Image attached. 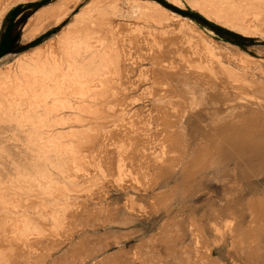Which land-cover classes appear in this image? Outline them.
<instances>
[{"label": "rangeland", "instance_id": "rangeland-1", "mask_svg": "<svg viewBox=\"0 0 264 264\" xmlns=\"http://www.w3.org/2000/svg\"><path fill=\"white\" fill-rule=\"evenodd\" d=\"M0 87V264H264V0H0Z\"/></svg>", "mask_w": 264, "mask_h": 264}, {"label": "bare ground", "instance_id": "bare-ground-1", "mask_svg": "<svg viewBox=\"0 0 264 264\" xmlns=\"http://www.w3.org/2000/svg\"><path fill=\"white\" fill-rule=\"evenodd\" d=\"M63 1V0H62ZM104 2V1H103ZM59 4V3H58ZM107 4V3H106ZM150 4L153 6V7H155L156 9H158L157 11H161V13L160 14H162V12L163 13H165V14H167V15H169L170 17H173V18H178V16H175V14L174 13H172V12H170V11H168L167 9H165V8H163L161 5H159L158 3H156V2H150ZM100 5V4H99ZM131 5V4H130ZM58 5H56V6H54V7H57ZM62 6V5H61ZM60 6V7H61ZM52 7V6H51ZM50 7V8H51ZM131 7V6H130ZM134 7H136V6H134ZM143 7H144V5H143ZM141 8V7H140ZM101 9V8H100ZM44 11H46L45 10V8L43 9V12ZM54 11V10H53ZM57 11V10H56ZM51 12H52V10H51ZM63 12V11H62ZM40 13V12H39ZM44 14H45V12H44ZM151 14V13H150ZM157 14V13H156ZM46 15V14H45ZM48 15V14H47ZM64 15V14H63ZM154 16V15H153ZM162 16V15H161ZM38 17V16H37ZM44 17V16H43ZM48 17V16H47ZM164 17H166V16H164ZM160 18V17H159ZM172 18V19H173ZM80 19V18H79ZM166 19V18H165ZM179 19V18H178ZM163 20V19H162ZM183 20V19H182ZM106 21V20H105ZM150 21V20H149ZM185 21H187V20H185ZM189 23V22H188ZM95 24V23H94ZM170 24V23H169ZM167 25V24H166ZM183 25V24H182ZM186 25V24H185ZM184 26V25H183ZM186 26H188V25H186ZM89 27V26H88ZM114 27V26H113ZM165 27V26H164ZM90 28V27H89ZM106 28V27H105ZM167 28V27H166ZM179 28V27H178ZM114 29V28H113ZM165 29V28H164ZM170 29V28H169ZM187 29V28H186ZM174 30V29H173ZM101 31V30H100ZM114 31V30H113ZM112 31V32H113ZM181 31V30H180ZM184 31V30H183ZM109 32H111V31H109ZM118 32V31H117ZM188 31L186 30V33H187ZM83 33V32H82ZM113 33H115V32H113ZM175 33V32H174ZM189 33V32H188ZM208 33V32H207ZM27 35V34H26ZM177 35V34H176ZM176 35H174L177 39H174L173 40V36L171 37L172 38V40L169 42V43H167V41L166 40H164V39H162L161 37H158V38H160V42H158L159 43V46L161 45L162 47L163 46H165V47H169V46H172L174 49H173V51L174 52H176L177 53V51L178 52H180V51H182L183 53L182 54H187L188 56L187 57H189L190 59L188 60V63H191V61H194V60H196L197 62H201V63H205L206 65L209 63V62H211L213 59H212V57H209V56H211V54H212V50H211V48L209 49V47H208V49L210 50V52L208 51H205V50H202L201 48H199V47H197L196 45L194 46V44H191L190 42H189V40L187 41V43H183L182 41H184L183 39H181V38H178ZM184 35V34H183ZM187 35V34H186ZM212 35V34H211ZM88 36V35H87ZM160 36V35H159ZM163 36V35H162ZM171 36V35H170ZM181 36H182V34H181ZM24 37V36H23ZM28 38V36L26 37V39ZM109 38H110V36H109ZM157 38V39H158ZM167 38H169V35H168V37ZM29 39V38H28ZM170 39V38H169ZM168 39V40H169ZM110 40V39H109ZM116 40V39H115ZM155 40V39H154ZM154 40L152 41V42H154ZM204 40V39H203ZM30 41V40H29ZM113 41V40H112ZM111 41V42H112ZM149 42V41H148ZM151 42V41H150ZM151 42V43H152ZM155 44H156V42H154ZM93 44V43H92ZM154 44V45H155ZM166 44H168V45H166ZM199 44V43H198ZM157 45V44H156ZM182 45V46H181ZM141 46V45H140ZM207 47V46H206ZM90 48H91V46H90ZM93 48V47H92ZM148 48V47H147ZM158 48V47H157ZM88 49V48H87ZM97 49V48H96ZM160 51V53L159 54H163V49L162 48H158ZM204 49H206V48H204ZM35 52V51H34ZM55 52V51H54ZM157 52L158 51H156V55H158L157 54ZM105 53V52H104ZM176 53H174V54H176ZM214 53V52H213ZM216 53V52H215ZM85 54H87V52L85 53ZM107 54V53H106ZM35 55V54H34ZM164 55V54H163ZM214 55V54H213ZM54 55H52V57H53ZM59 56V55H58ZM93 56V58L95 57V56H97L98 57V54H96V55H92ZM161 56V55H160ZM46 57V56H45ZM57 57V56H56ZM56 57H54V58H56ZM163 57V56H162ZM27 58V59H26ZM25 59L26 60H28V58L29 57H26ZM33 58V57H32ZM42 58V57H41ZM47 58H49V57H47ZM46 58V60H45V65H49V67H50V71H51V73H56V71H58L59 69H60V67H61V64L59 63V59L58 58H56V59H58V60H56V59H53V58H51V59H47ZM155 58H156V56H155ZM36 59V58H35ZM34 58L33 59H31V58H29V61L26 63V65H24V67L26 66H35L36 65V63H37V59L35 60ZM43 59H45L44 58V56H43V58L41 59V61L43 60ZM94 59H96V57L94 58ZM157 60L156 61H159L158 59H159V57H157L156 58ZM216 60V59H215ZM106 61V60H105ZM84 62V61H83ZM88 62V61H87ZM123 62V60H121L120 58L118 59V65H119V68H120V66H121V63ZM214 62V61H213ZM218 62V61H217ZM161 63H166V62H163V60L161 61ZM193 63V62H192ZM212 63V62H211ZM215 63V62H214ZM213 63V65H215ZM20 64H22V63H20ZM71 64V63H70ZM194 64V63H193ZM196 64V63H195ZM202 64V65H203ZM116 65V64H115ZM117 65V66H118ZM170 65H171V63H170ZM176 65V64H175ZM174 65V67L173 66H167V68H172V69H175V70H178V72L176 73V80H178V79H181V78H183L184 76H189V77H194V78H197L196 77V75L197 74H195V73H193L192 71H191V68H186V67H184L185 65L184 64H182L181 63V65H176L175 66ZM213 65H211V67L213 66ZM219 65H220V63H219ZM20 66V65H19ZM103 66V65H102ZM208 66V65H207ZM221 66V65H220ZM220 66H219V68H220ZM25 67V68H26ZM35 67H39L38 65H36ZM48 67V66H47ZM48 67V68H49ZM166 67V66H165ZM216 67V66H215ZM17 68H21V70L23 69V67H17ZM166 68V69H167ZM126 69H127V67H126V65H124V67H123V73H124V71H126ZM226 68H224V70H225ZM16 70V69H15ZM14 70V71H15ZM27 70V69H26ZM30 70V69H29ZM194 70V69H193ZM227 70V69H226ZM225 70V71H226ZM7 71V70H6ZM11 70H9V71H7V72H9L10 74H7V75H5L6 73H4V79L3 80H5L8 84H10V83H13L14 84V82L15 81H18L19 80V77H20V74H18V73H16V74H11V72H10ZM17 71H19L18 69H17ZM16 72V71H15ZM20 73V72H19ZM23 75V74H22ZM25 75V74H24ZM26 76V75H25ZM198 77H199V74H198ZM25 78V77H24ZM27 78V77H26ZM52 78V77H51ZM54 78V77H53ZM2 80V79H1ZM20 81V80H19ZM56 81V80H55ZM21 82V81H20ZM19 82V83H20ZM32 82V81H31ZM25 83V82H24ZM27 83V82H26ZM161 83V82H160ZM18 84V83H17ZM11 85V84H10ZM19 85V84H18ZM25 85V84H24ZM23 85V86H24ZM36 85V84H35ZM4 86V85H3ZM21 86V85H20ZM45 86H47V85H45ZM5 87H7V86H5ZM13 87V86H12ZM25 88H26V86H24ZM54 87V86H53ZM57 87H58V85H57ZM59 87H60V85H59ZM163 87H166V85H163ZM1 88V87H0ZM8 88V87H7ZM6 88V89H7ZM10 89H11V87H9ZM15 88H18V87H15ZM47 88V87H46ZM10 89H8V91L10 90ZM19 89V88H18ZM21 89V88H20ZM39 90L38 91H40V87L38 88ZM62 89V88H61ZM3 90V89H2ZM12 90H14V89H12ZM16 90V89H15ZM59 90V89H58ZM0 91H1V89H0ZM18 91V90H17ZM20 91V90H19ZM46 91V90H45ZM54 91H56L55 89H54ZM3 92V91H2ZM21 92V91H20ZM35 92H37V91H35ZM42 92V91H41ZM44 92V91H43ZM60 92H61V90H60ZM11 93H12V91H11ZM10 93V94H11ZM22 93H23V90H22ZM39 93V92H38ZM53 93V92H52ZM62 94L63 93H66V92H61ZM41 94V93H40ZM153 94H154V96L155 97H160V95L156 92V91H153ZM32 95V94H31ZM61 95V94H60ZM67 95V94H66ZM3 95H1V97H2ZM62 96H64V95H62ZM50 97V96H49ZM54 97V96H53ZM30 98V97H29ZM32 98V97H31ZM33 98H35V97H33ZM48 98V97H47ZM46 98V99H47ZM55 98H56V95H55ZM62 98V97H61ZM66 98V97H65ZM2 99H3V97H2ZM5 99V98H4ZM3 99V100H4ZM59 99V98H58ZM1 100V99H0ZM10 99H8V101L6 100V102H7V104L9 103V105L11 104V101H9ZM5 101V100H4ZM14 101V100H13ZM16 101H18V100H16ZM16 101H15V103H16ZM31 102V101H30ZM63 102V101H62ZM22 103V102H21ZM60 103H61V101H60ZM4 104V103H3ZM55 104V103H54ZM13 105H15V104H13ZM4 106V105H3ZM7 107V106H6ZM14 107V106H13ZM217 107L218 106H216L215 108L217 109ZM231 107L232 106H230V105H226V109L227 110H231ZM4 108V107H3ZM220 107H218V109H219ZM12 109V108H11ZM13 109H16V108H13ZM9 110H10V108H9ZM155 110H156V112H157V116H155V118L152 120V118H151V115H149V116H146V117H144L143 119L141 118V120L140 121H137V122H139L140 124H146V125H148V126H151V125H153L154 124V121H156L157 122V124H159V126H161V128L163 127V131H162V133H163V138L161 139V141L163 142V144H166L167 142H169V141H173L174 139H176V135L173 137L172 136V133L170 134V130H172V129H169V128H174L175 127V122L173 123V122H171V120H170V118L169 117H171L172 116V114H173V112H174V105H169L168 107H163V106H161V105H158L157 107H155ZM14 111V110H13ZM16 111H17V109H16ZM27 112V111H26ZM8 112H6V114H7ZM11 113V112H10ZM9 113V114H10ZM15 113V112H14ZM18 114V113H17ZM28 114V113H27ZM176 114V113H175ZM2 115V114H1ZM14 115V114H13ZM7 116V115H6ZM20 115H18V117H19ZM2 118V117H1ZM8 118V117H7ZM12 118V117H11ZM132 118V117H131ZM20 119V118H19ZM1 120V119H0ZM16 120V119H15ZM131 121V120H130ZM133 121V120H132ZM14 122V121H13ZM22 123V122H21ZM13 124V123H12ZM136 125H138V123H134V122H129V124H127V130L128 131H126L127 133H128V135L126 134V133H124V135H123V137H126V140L128 141V140H133V138H134V136H133V134L135 133V131L136 130H134V127L136 126ZM22 128V127H21ZM168 128V129H167ZM130 135H132V137H130ZM5 136V135H4ZM89 137V136H88ZM122 137V138H123ZM150 139H151V137H149L148 136V138H147V142H149L150 141ZM148 144V143H147ZM150 152H152V151H150ZM124 153V152H123ZM102 154V153H101ZM155 154V152L153 153H150L149 154V156H148V154H147V157L148 158H151L152 157V155H154ZM163 154L164 155H166L165 154V152H163ZM120 157H121V155H120ZM129 157V156H128ZM154 157V156H153ZM98 158V157H97ZM122 159V158H121ZM118 165H120V164H118ZM122 166V165H121ZM120 166V167H121ZM105 167H107V166H105ZM104 168V167H103ZM119 168V167H118ZM108 169V168H107ZM120 170L122 171V169L120 168ZM119 170V171H120ZM105 172V171H104ZM133 204V203H132ZM260 225V224H259ZM236 236V235H235ZM244 251V250H243ZM208 254V253H207ZM207 258L208 259H210L211 260V254H208L207 255ZM246 258V257H245ZM24 259V258H23ZM22 259V260H23ZM26 262V261H25ZM250 264H261V262H252V263H250Z\"/></svg>", "mask_w": 264, "mask_h": 264}]
</instances>
